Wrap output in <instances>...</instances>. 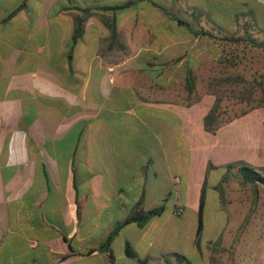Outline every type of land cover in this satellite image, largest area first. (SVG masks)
I'll list each match as a JSON object with an SVG mask.
<instances>
[{"label": "crops", "instance_id": "1", "mask_svg": "<svg viewBox=\"0 0 264 264\" xmlns=\"http://www.w3.org/2000/svg\"><path fill=\"white\" fill-rule=\"evenodd\" d=\"M200 1L0 0V264H164V223L145 240L162 213L125 220L172 194L174 110L215 96L200 85L230 42L184 21L237 25L206 22Z\"/></svg>", "mask_w": 264, "mask_h": 264}, {"label": "rangeland", "instance_id": "2", "mask_svg": "<svg viewBox=\"0 0 264 264\" xmlns=\"http://www.w3.org/2000/svg\"><path fill=\"white\" fill-rule=\"evenodd\" d=\"M205 2L209 18L218 25L227 24L233 9L228 0ZM254 17L264 29V9L256 8ZM172 57L155 60L152 67L163 66L160 60ZM210 63V84L206 80L200 86L212 89L216 97L194 95L190 106L173 112L175 131L183 136L180 145L185 150L175 155L177 180L167 201L158 200L163 211L145 240H153L164 223V264H185L177 261L176 252L186 256L189 264H264V190L254 192L236 168L244 163L261 168L264 175V48L223 43L217 60ZM215 115L229 122L210 124L218 120ZM241 118L250 131L239 135L253 143L254 153L246 140H236ZM202 191L203 227L197 234ZM158 241L162 243L161 238ZM158 241L151 248L152 255H157ZM145 260L150 264L149 258Z\"/></svg>", "mask_w": 264, "mask_h": 264}, {"label": "trees", "instance_id": "3", "mask_svg": "<svg viewBox=\"0 0 264 264\" xmlns=\"http://www.w3.org/2000/svg\"><path fill=\"white\" fill-rule=\"evenodd\" d=\"M228 3L233 6L231 16L227 22V24L230 22H233L235 25H237V32L231 30H221V29H213L206 30L203 28V26L200 24V21L203 18V15L201 12H197L194 14H191V20L190 23L188 21H184L185 24H188L191 27V30L193 31L194 35H209L213 38H217L222 40L223 42H230V43H245L248 45H253L255 47L264 48V37H263V31L264 29H261L258 24L256 23L255 17H254V10L250 6V0H228ZM130 3L123 6H128ZM206 22H214L213 19L209 18V14L206 16ZM231 20V21H230ZM217 24V23H216ZM259 28V29H258ZM258 29V32L256 31ZM263 34V35H261ZM190 87L193 86V77H190ZM230 166L235 167L234 164H230ZM238 174L243 179L244 183H250V185L253 188V191L256 192L257 190H264V175L261 173V168H258L256 166H249L244 163H241L237 167ZM203 198H204V192H201V198H200V205L198 209V218H197V230L196 233L198 234L203 227ZM163 211V205H158L156 207L150 208L148 210L139 209L136 210L134 213L129 215L125 222H136L140 225H142L149 217L160 215ZM127 253L129 255H133L132 252L127 250ZM174 255L177 257L178 262H185V264H189V260L181 253H174Z\"/></svg>", "mask_w": 264, "mask_h": 264}]
</instances>
